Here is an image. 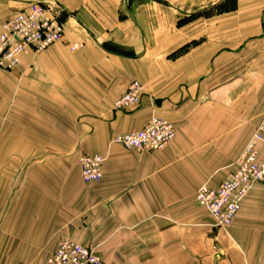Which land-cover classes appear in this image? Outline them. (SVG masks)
<instances>
[{"label": "crops", "instance_id": "1", "mask_svg": "<svg viewBox=\"0 0 264 264\" xmlns=\"http://www.w3.org/2000/svg\"><path fill=\"white\" fill-rule=\"evenodd\" d=\"M37 1L0 0V26ZM62 7L64 41L0 69V264H47L66 239L106 264H264V184L227 232L196 201L264 121V0ZM135 80L141 105L115 110ZM153 116L177 129L164 150L114 142ZM87 154L106 158L100 182L81 179Z\"/></svg>", "mask_w": 264, "mask_h": 264}, {"label": "built area", "instance_id": "2", "mask_svg": "<svg viewBox=\"0 0 264 264\" xmlns=\"http://www.w3.org/2000/svg\"><path fill=\"white\" fill-rule=\"evenodd\" d=\"M62 0H45L31 5L0 26V69L14 71L22 58L40 54L62 43L65 22ZM83 48L73 44L72 51ZM145 94L139 81H132L127 91L115 101V110L130 112L141 105ZM177 136L176 126L169 120L153 116L141 130L118 135L115 143L129 151L153 154L168 147ZM106 158L99 154L82 155L79 159L84 184L100 182L104 177ZM232 175L218 187L203 184L196 192L198 205L215 220L214 227L227 232L241 210L242 203L257 185L264 184V121L248 140L234 162ZM47 264H106L98 253L71 239L60 243Z\"/></svg>", "mask_w": 264, "mask_h": 264}]
</instances>
